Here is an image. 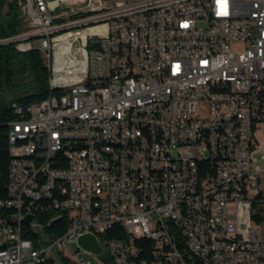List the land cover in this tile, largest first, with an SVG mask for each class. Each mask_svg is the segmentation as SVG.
<instances>
[{"label":"built area","instance_id":"1","mask_svg":"<svg viewBox=\"0 0 264 264\" xmlns=\"http://www.w3.org/2000/svg\"><path fill=\"white\" fill-rule=\"evenodd\" d=\"M73 1L17 0L24 27L0 35L53 91L11 103L0 264H92L84 234L107 264H264V0Z\"/></svg>","mask_w":264,"mask_h":264},{"label":"trees","instance_id":"2","mask_svg":"<svg viewBox=\"0 0 264 264\" xmlns=\"http://www.w3.org/2000/svg\"><path fill=\"white\" fill-rule=\"evenodd\" d=\"M24 27L19 18L17 0H0V35L11 36ZM51 70L43 55L37 50L20 52L14 45L0 47V199L8 196L11 154L9 149V124L17 117L11 107L14 101L23 107L40 103L53 94L50 88ZM260 199H264L261 193ZM264 209L258 211L255 219L262 221ZM69 226L64 220L56 223L47 231L54 238L61 235ZM107 238H117L113 232L105 235ZM37 233L28 227V238H36ZM119 237V236H118ZM124 237V233H121ZM140 246H151L147 239L140 240Z\"/></svg>","mask_w":264,"mask_h":264},{"label":"rangeland","instance_id":"3","mask_svg":"<svg viewBox=\"0 0 264 264\" xmlns=\"http://www.w3.org/2000/svg\"><path fill=\"white\" fill-rule=\"evenodd\" d=\"M84 1H85L84 3L86 4V3H88L89 0H84ZM78 2H79V0H74L72 2V4H74V6L76 7V6H78ZM259 138H260L261 143L258 146V149L254 151L253 158L257 159L254 162V167L259 166L263 170L261 175H260V191L264 192V157H263V152L261 150V146L264 144V134L260 132ZM263 202H264V200H263ZM258 225L261 228V230L263 232V236H264V221L260 222ZM41 234L44 235L43 232H41ZM75 248H77V245L75 246ZM83 256L87 260L91 261L92 264H107L106 262L108 260H110V255L108 253H106V250L102 256H95V255L88 253V252H84ZM62 264H66V263H62Z\"/></svg>","mask_w":264,"mask_h":264},{"label":"water","instance_id":"4","mask_svg":"<svg viewBox=\"0 0 264 264\" xmlns=\"http://www.w3.org/2000/svg\"><path fill=\"white\" fill-rule=\"evenodd\" d=\"M60 219H57L50 223V227H52L55 223H57ZM25 222L28 225L33 227L34 231H39L41 226L34 224V217L28 216L25 218ZM78 245L86 252L91 253L95 256L102 255L105 251L101 246L97 237L93 234H84L78 239Z\"/></svg>","mask_w":264,"mask_h":264},{"label":"bare ground","instance_id":"5","mask_svg":"<svg viewBox=\"0 0 264 264\" xmlns=\"http://www.w3.org/2000/svg\"><path fill=\"white\" fill-rule=\"evenodd\" d=\"M37 40H44V33H37ZM59 162L71 163V155L59 154ZM10 167H11V164H10ZM35 225H37V224H35ZM28 227L33 229V227L31 225H28ZM34 232L37 233V231H34Z\"/></svg>","mask_w":264,"mask_h":264}]
</instances>
